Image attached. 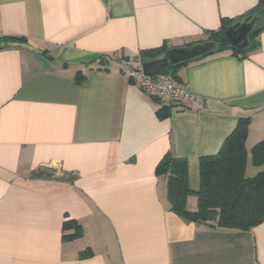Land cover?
I'll list each match as a JSON object with an SVG mask.
<instances>
[{"label":"crops","instance_id":"crops-1","mask_svg":"<svg viewBox=\"0 0 264 264\" xmlns=\"http://www.w3.org/2000/svg\"><path fill=\"white\" fill-rule=\"evenodd\" d=\"M258 3L0 0V37L21 38L0 44V264H264V222L189 221L156 173L166 154L185 158L197 191L200 158L242 117L247 175L261 169L264 29L243 58L227 49L180 66L175 81L195 95L183 105L131 76L140 52L206 40Z\"/></svg>","mask_w":264,"mask_h":264},{"label":"trees","instance_id":"trees-1","mask_svg":"<svg viewBox=\"0 0 264 264\" xmlns=\"http://www.w3.org/2000/svg\"><path fill=\"white\" fill-rule=\"evenodd\" d=\"M255 14L261 15L262 20L259 30L251 36L248 47L239 49L231 45L226 27L238 21L234 19L224 22L219 30L210 33L206 40L216 41L217 48L200 58H206L208 55L227 49L231 50L235 56L245 57L251 49L258 45L256 37L264 29V0H259L258 5L243 18ZM20 39L15 36H2L0 44L4 46ZM168 49L163 47L143 51L140 55L144 60L164 55ZM186 63L188 62L169 65L163 71L171 72L176 78L175 72ZM165 108L166 106L162 111ZM160 114L163 115L161 112ZM250 121V117L240 118L219 151L200 158V186L197 191H193L189 186L187 159L175 158L171 154H166L159 161L156 173L167 177V197L173 212L189 221L222 229L247 231L264 222V139L251 150L252 164L261 169L253 176L247 175L246 140ZM37 174L43 173L38 172ZM192 193L198 198V206L195 210H190L187 206V199ZM70 224L72 223L68 221L65 225ZM76 233L67 234L65 237H73Z\"/></svg>","mask_w":264,"mask_h":264},{"label":"water","instance_id":"water-1","mask_svg":"<svg viewBox=\"0 0 264 264\" xmlns=\"http://www.w3.org/2000/svg\"><path fill=\"white\" fill-rule=\"evenodd\" d=\"M262 16L255 14L245 17L226 27V33L232 46L244 49L250 45V38L259 30ZM217 48L214 40H204L192 45L175 46L168 49L167 53L143 61V68L148 74H157L169 65L189 62L207 55Z\"/></svg>","mask_w":264,"mask_h":264},{"label":"built area","instance_id":"built-area-1","mask_svg":"<svg viewBox=\"0 0 264 264\" xmlns=\"http://www.w3.org/2000/svg\"><path fill=\"white\" fill-rule=\"evenodd\" d=\"M137 58L141 62L134 68L131 76L138 81L143 91L178 105L195 99L189 86L177 83L171 72L162 71L157 74H148L143 68V59L140 53L137 54Z\"/></svg>","mask_w":264,"mask_h":264}]
</instances>
